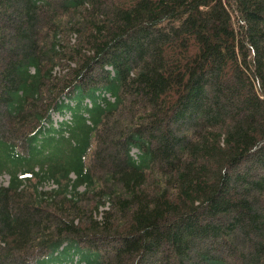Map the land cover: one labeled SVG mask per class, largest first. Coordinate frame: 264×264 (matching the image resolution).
<instances>
[{"label": "trees", "instance_id": "16d2710c", "mask_svg": "<svg viewBox=\"0 0 264 264\" xmlns=\"http://www.w3.org/2000/svg\"><path fill=\"white\" fill-rule=\"evenodd\" d=\"M4 175L0 264H264V0H0Z\"/></svg>", "mask_w": 264, "mask_h": 264}, {"label": "rangeland", "instance_id": "374dc122", "mask_svg": "<svg viewBox=\"0 0 264 264\" xmlns=\"http://www.w3.org/2000/svg\"><path fill=\"white\" fill-rule=\"evenodd\" d=\"M57 71H58V69H56ZM58 116V115H57ZM56 115L54 116V118L55 119H53V120H59V117H57ZM136 152V150L135 149H133L132 151H131V153L132 154H134ZM7 182H8V177L7 176H2V177H0V183L3 185V186H6L7 185ZM53 186H54V184H44L43 186H42V188L44 189V190H50L51 188H53ZM79 190H83V188L81 187V188H79ZM94 205V202H92V203H90V207H92ZM90 209V208H89Z\"/></svg>", "mask_w": 264, "mask_h": 264}, {"label": "bare ground", "instance_id": "6f19581e", "mask_svg": "<svg viewBox=\"0 0 264 264\" xmlns=\"http://www.w3.org/2000/svg\"><path fill=\"white\" fill-rule=\"evenodd\" d=\"M68 116L66 115V118H67Z\"/></svg>", "mask_w": 264, "mask_h": 264}]
</instances>
